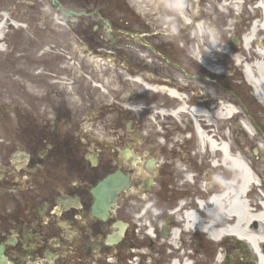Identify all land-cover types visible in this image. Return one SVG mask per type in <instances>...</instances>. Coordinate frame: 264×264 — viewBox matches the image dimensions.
<instances>
[{
  "label": "rangeland",
  "instance_id": "rangeland-1",
  "mask_svg": "<svg viewBox=\"0 0 264 264\" xmlns=\"http://www.w3.org/2000/svg\"><path fill=\"white\" fill-rule=\"evenodd\" d=\"M59 1L77 12L98 9L101 17H64L52 0H0V159L4 151L28 145L40 151L45 148L40 139L56 141L67 131L104 145L109 137L124 135V145L133 144L143 158L161 152L159 159L169 160L164 167L169 174L181 162L182 149H198L192 115L180 116L181 124L172 116H154V100L166 103V109L179 104L149 89L166 85L188 93L189 107L210 111L232 103L237 113L216 123L215 138L241 155L264 190V105L244 74L256 50L264 49V31L251 30L263 19L260 0ZM103 18L109 20L110 36ZM227 171L233 179L235 173ZM209 175L215 185L228 186L217 177L225 175L221 167ZM198 188L182 186L188 193ZM251 193L256 208V190ZM235 242L233 237L223 241L222 258L257 264L253 252H242ZM217 247L199 236L198 264H223L214 258Z\"/></svg>",
  "mask_w": 264,
  "mask_h": 264
},
{
  "label": "flooded vegetation",
  "instance_id": "flooded-vegetation-1",
  "mask_svg": "<svg viewBox=\"0 0 264 264\" xmlns=\"http://www.w3.org/2000/svg\"><path fill=\"white\" fill-rule=\"evenodd\" d=\"M109 138L104 145L67 131L56 141L40 139V151L28 145L1 153L0 264H180L189 252L198 264L202 233L187 231L179 212L224 187L209 175L208 156L181 151L183 170L196 176L187 182L177 164L164 173L169 160H160L161 152L143 159L133 144L124 145L126 136ZM203 164L211 168L201 170ZM118 170L131 176L130 187L96 211L93 190ZM187 185L199 188L188 193Z\"/></svg>",
  "mask_w": 264,
  "mask_h": 264
},
{
  "label": "bare ground",
  "instance_id": "bare-ground-1",
  "mask_svg": "<svg viewBox=\"0 0 264 264\" xmlns=\"http://www.w3.org/2000/svg\"><path fill=\"white\" fill-rule=\"evenodd\" d=\"M234 1L237 4L243 3V0ZM258 8L262 10L263 19L261 24H253L251 28L253 33L258 30L264 31V0L259 1ZM178 11L181 13L180 9ZM198 29L202 34V27ZM242 44L248 49L252 47V44L247 42L245 38L242 39ZM256 51L258 52L256 60L244 66V74L246 81L255 88L254 94L264 105V49L263 51L258 49ZM149 88L155 92H167L180 98L179 105L171 113L174 116H179L180 113L192 115L198 154L201 155L202 152H206L212 165L215 167L226 166L235 173L233 181L229 183V190L221 195L212 194L205 200L196 199L191 203L194 205V209L185 203L179 212L182 225L187 231H190L191 228L196 233L201 232V230L207 231L215 240H219L225 234V238L235 237L243 240L250 247V250L256 253L254 255L257 256L258 264H264V199L261 203V210L257 212L244 196L247 188L257 183V178L251 173L241 155L233 154L230 144L226 141L219 142L214 133L216 123L219 120L233 118L237 110L225 103L218 106L214 112L210 110L209 113L199 107H189L185 98L178 93L176 88L166 85L149 86ZM159 113L166 115L169 111L161 110ZM186 179L190 180L191 175L187 174ZM180 264L190 263L183 259Z\"/></svg>",
  "mask_w": 264,
  "mask_h": 264
},
{
  "label": "water",
  "instance_id": "water-1",
  "mask_svg": "<svg viewBox=\"0 0 264 264\" xmlns=\"http://www.w3.org/2000/svg\"><path fill=\"white\" fill-rule=\"evenodd\" d=\"M55 4H58L56 0H53ZM60 10L63 11L61 5H59ZM65 15H84L89 16L91 14L87 13H77L75 11L64 12ZM106 26L108 25V21L105 19ZM108 33V31H107ZM130 183V179L128 175L123 174L122 172H116L114 174L108 175L104 178L95 189L96 195V206L98 208L105 209L114 203L117 194L124 189V187ZM239 247L245 250V247L241 242H238Z\"/></svg>",
  "mask_w": 264,
  "mask_h": 264
}]
</instances>
